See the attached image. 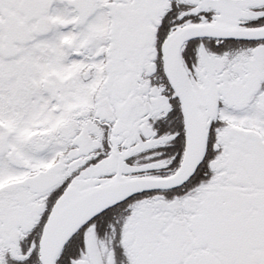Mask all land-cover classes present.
I'll use <instances>...</instances> for the list:
<instances>
[{"label":"snow or ice","instance_id":"snow-or-ice-1","mask_svg":"<svg viewBox=\"0 0 264 264\" xmlns=\"http://www.w3.org/2000/svg\"><path fill=\"white\" fill-rule=\"evenodd\" d=\"M0 264H264V0H0Z\"/></svg>","mask_w":264,"mask_h":264}]
</instances>
